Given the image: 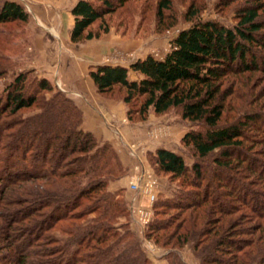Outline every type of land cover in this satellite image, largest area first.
I'll return each instance as SVG.
<instances>
[{
    "label": "trees",
    "instance_id": "obj_1",
    "mask_svg": "<svg viewBox=\"0 0 264 264\" xmlns=\"http://www.w3.org/2000/svg\"><path fill=\"white\" fill-rule=\"evenodd\" d=\"M128 1L77 0L70 41L108 33V16ZM168 7L170 0H157L159 20ZM235 19L231 26L193 22L160 57L88 69L96 92L122 102L129 121L178 107L183 120L202 125L181 138L193 151L190 165L166 148L153 153L157 171L184 188L157 195L145 227L156 245L171 246L167 264H185L184 247L199 264H264V0L239 5ZM28 20L21 2L0 0V25L22 23L24 40ZM30 74L17 73L0 101V120L7 118L0 121V264H153L130 228L124 190L109 188L127 174L114 146L83 128V111L71 97ZM30 78L34 87L24 91ZM23 109L29 113L19 114ZM167 209L176 212L157 217Z\"/></svg>",
    "mask_w": 264,
    "mask_h": 264
},
{
    "label": "rangeland",
    "instance_id": "obj_2",
    "mask_svg": "<svg viewBox=\"0 0 264 264\" xmlns=\"http://www.w3.org/2000/svg\"><path fill=\"white\" fill-rule=\"evenodd\" d=\"M16 1L21 2L29 13V20L25 24L24 29L29 30L30 34H28L30 38L24 40L27 33L23 32V29L21 28L22 23L20 22L0 25L3 29V31L0 30L1 105L4 101L5 87L17 73L21 71H30L31 74L29 77H44L37 68L33 67L35 55L33 54L34 31L30 24L31 10L29 11L25 0ZM225 1L226 0H170V7L163 10L160 20L156 13L157 0H134L126 2L122 8L108 16L110 30L106 34H114L121 40L126 41L127 48L129 49H126L124 54L112 51L108 57H104V62H118L127 66L130 62L134 61L136 57H144L148 53L160 57L170 48L171 40L175 34L180 29L191 25L195 21L217 20L227 26L233 25L236 22V8L247 0H233L227 5H223ZM190 13H194V15H190ZM95 27L96 24L93 28ZM13 32H17V37H12ZM23 33L25 37H23ZM259 53L261 52H256L257 55ZM261 54L264 56V52ZM90 65L87 67V75ZM259 75V72H256L255 74L253 73L251 75L252 79L249 83H254L255 80V83H257V80L260 77ZM130 78L134 79L137 78V76L136 74L131 73ZM48 79L52 82L54 89L60 90L66 95L69 94L70 91H68L64 84L57 82V80H52V78ZM262 83L263 82H259L258 87L256 86L254 90H258ZM33 87L34 82L32 79L24 83V91H28ZM46 93L47 95L50 94L48 92ZM112 94L114 96L122 95V91L114 90ZM27 113H29V110L26 109L19 112V114L23 115ZM235 114L236 111L233 110L232 113L228 115L229 118H226V122L233 119ZM2 116L4 118V115ZM3 118H1L0 121H2ZM5 119L7 120L6 117L3 120ZM224 119L225 118H223L222 121L223 123ZM125 123L139 128L140 134L137 137L128 138L123 135L124 133L120 132L121 130H118L117 132L120 134L118 135V144H112L110 141H107L113 146L115 145L114 148L117 147L119 151L126 155H124L123 158L124 162L121 158L120 159L123 165L127 168V174L114 181L115 184L120 185L117 188H122L124 190L123 194L124 199L126 200V206L130 209V207L133 206L146 204V198L141 192H133L129 189V181L133 173H137V171H141L142 169L150 170L157 178L158 197H171L178 189H184L179 187V179L172 178L171 176L157 171L154 164L153 153L157 148H166L182 155L184 161L190 165L195 157L192 149L183 145L181 138L188 130L201 129L202 125L198 122L183 120L181 117V110L178 107L171 108L163 114H154L151 112L145 120H139L138 115H135V119L129 121L126 116ZM131 145H134L133 151ZM56 157L57 156L50 153L47 160L52 161ZM135 167H137V169H135ZM162 211L166 212L161 213L160 211L157 214V217H160L161 219H166L167 217L174 215L176 212L172 209ZM245 223H243L242 226H244ZM129 225L141 240L143 248L150 256L151 262L153 264H167L165 256L171 251V246L161 247L156 245L151 239H148L145 236V228L141 233L142 235H140V228L132 219L129 221ZM49 235L55 237L57 235V227L51 229ZM147 243L151 245L152 251L146 247ZM8 251H6V253H8ZM4 252L5 251L3 250L2 254ZM179 252L185 264H199V259L193 255L189 248L184 247L183 249H180Z\"/></svg>",
    "mask_w": 264,
    "mask_h": 264
},
{
    "label": "crops",
    "instance_id": "obj_3",
    "mask_svg": "<svg viewBox=\"0 0 264 264\" xmlns=\"http://www.w3.org/2000/svg\"><path fill=\"white\" fill-rule=\"evenodd\" d=\"M76 1L25 0L31 10L30 24L34 31L33 67L42 76L66 86L70 91L68 95L83 111V128L92 132L97 139L118 144V130L128 138L137 137L140 134L139 128L125 123V105L100 96L87 75L88 65L106 63L104 59L112 51L124 54L129 49L126 41L114 34H106L85 43H72L69 39V30L73 24L70 10ZM115 148L124 162L125 153ZM119 186L112 182L109 188L116 190Z\"/></svg>",
    "mask_w": 264,
    "mask_h": 264
},
{
    "label": "built area",
    "instance_id": "obj_4",
    "mask_svg": "<svg viewBox=\"0 0 264 264\" xmlns=\"http://www.w3.org/2000/svg\"><path fill=\"white\" fill-rule=\"evenodd\" d=\"M154 134V132H153ZM132 151L134 145H131ZM137 169V167H135ZM129 189L133 192H141L146 198V204L130 207V217L139 226L140 235L149 223L153 215V203L157 195V178L150 170H141L133 173L129 181ZM146 247L151 249L149 243Z\"/></svg>",
    "mask_w": 264,
    "mask_h": 264
}]
</instances>
